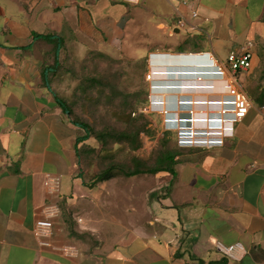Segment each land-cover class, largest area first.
<instances>
[{
	"label": "crops",
	"instance_id": "1",
	"mask_svg": "<svg viewBox=\"0 0 264 264\" xmlns=\"http://www.w3.org/2000/svg\"><path fill=\"white\" fill-rule=\"evenodd\" d=\"M182 17L192 32L179 28ZM151 27L175 42L161 45L165 52L155 49L160 63L175 57L173 52L225 61L253 42L252 68L237 75L251 108L222 147L180 150L174 174L158 173L168 182L164 194L155 196L147 222L137 216L110 222L99 243L84 246L69 208L84 186L78 152L88 140L82 141L85 132L58 104L53 72L48 87L43 70L55 64L58 38L61 66L68 48L110 53L131 30ZM45 36H55L53 43ZM192 84L159 78L155 101H190L189 109L207 110L192 116L203 118L198 126L210 127L218 108L208 103L219 98L209 94L226 91L194 93ZM175 85L180 90L169 88ZM197 101L204 105H193ZM263 105L264 0H140L137 6L124 0H0V264H264ZM46 174L61 179L60 213L50 238L58 250L41 248L34 233L44 206L54 199L45 188ZM219 244H241L247 253L228 259Z\"/></svg>",
	"mask_w": 264,
	"mask_h": 264
},
{
	"label": "rangeland",
	"instance_id": "2",
	"mask_svg": "<svg viewBox=\"0 0 264 264\" xmlns=\"http://www.w3.org/2000/svg\"><path fill=\"white\" fill-rule=\"evenodd\" d=\"M129 33L122 46L110 53H77L68 48L63 64L51 75L55 92L65 99L75 117L88 123L95 134L107 129L113 132H130L137 147L133 150L130 143L115 144L109 141L108 145L103 146L96 139L87 141L88 147L80 157V177L85 186H82L75 204L69 208L75 227L83 235L84 246L99 243L100 235L106 232L105 226L110 222L127 223L135 220V216L138 217V222H147L152 215L151 206L155 202V196L164 194L162 189L168 182L162 178L163 174H158L131 178L117 176L111 181L94 185L96 175L111 165L124 172L133 170L135 162L140 163L144 169L159 167L158 160L161 157L166 154L176 157L180 150L189 149L179 147L177 129L191 128L197 132L217 129L214 124L210 127H196L191 122L167 126L168 116L164 114L167 103L174 104L169 110L174 112L171 114L177 122L185 118L192 121L191 112H194V116H205L207 110L189 109L190 106L181 105L184 101L177 100L164 102L161 106L163 109H156L155 73L169 69L170 74L174 75L161 74L156 79H190L194 84L201 77L198 69L203 65L196 62L195 57L189 58L192 61L183 60L184 55L188 54L175 52L172 53L175 57H171L174 59L171 63H155V49L164 51L160 48L161 45L175 42L163 37L161 33H155L154 27L149 30L137 28ZM186 68L194 70L195 75L183 76V73L181 76L174 72L187 73ZM202 77V83L214 84L209 76ZM192 87L200 88L196 85ZM210 91L212 90L202 89L197 92ZM209 96L221 98L227 95ZM197 118L195 117V124H199Z\"/></svg>",
	"mask_w": 264,
	"mask_h": 264
},
{
	"label": "built area",
	"instance_id": "3",
	"mask_svg": "<svg viewBox=\"0 0 264 264\" xmlns=\"http://www.w3.org/2000/svg\"><path fill=\"white\" fill-rule=\"evenodd\" d=\"M131 5H139L140 0H124ZM193 18L197 17V13L192 14ZM180 29L192 32L193 27L190 26L187 18H180L178 21ZM255 55V44L251 41L247 42L238 53H231L225 61H219L211 54H195L184 55V59L187 56H199L201 65L209 66L214 70L212 78L223 82L222 89L226 91V97L219 98V101L210 102L218 108V114L215 118H209L210 124L217 126V129H207L203 131H195L191 128L177 129V142L181 148L189 149H213L216 147H222L227 138H230L234 134L235 125L242 122L249 113L251 108V102L247 93L240 87L238 83L237 75L240 72L249 71L252 68V59ZM181 56V55H180ZM155 62L157 60L155 59ZM155 74V82L157 81ZM199 81L204 77H199ZM189 80V79H188ZM170 88V87H169ZM163 102L155 101V108L161 109ZM181 105H192L190 101H184ZM163 109V108H162ZM260 112L264 117V105L261 106ZM169 109L165 108L164 114L169 115ZM194 116V112H191ZM188 119L170 120L166 121L167 126H173L177 123H187ZM216 121V122H214ZM174 122V123H173ZM191 122V121H189ZM45 188L50 196L54 199L50 201L43 208V218L38 220L35 224L34 233L37 238L38 244L44 249H54L50 238L53 231V218L57 217L60 213L58 205V197L61 193V179L58 176L52 174H46L45 176ZM219 251L228 259L242 258L247 252L241 244H235L231 246L218 245ZM65 252V251H63ZM77 253V252H76ZM239 254L240 257L237 256Z\"/></svg>",
	"mask_w": 264,
	"mask_h": 264
},
{
	"label": "trees",
	"instance_id": "4",
	"mask_svg": "<svg viewBox=\"0 0 264 264\" xmlns=\"http://www.w3.org/2000/svg\"><path fill=\"white\" fill-rule=\"evenodd\" d=\"M54 37L55 36H45L43 38L46 41L53 43ZM62 46H63V41L61 38H58L57 42L55 44V57H56L55 64H54V66L45 68L43 70L44 83L48 87H50V82L48 79L49 74L51 72H56V70L60 67V63L58 62V53H59V50L61 49ZM56 99H57L58 104L62 108V110L71 118V120L77 126H79L85 132L86 135L82 139V141H87L89 139H96L100 143H102L103 146L108 145L109 141H113L115 144L130 143V145H132V147H133V150L137 149L136 144L133 143L135 141V138L132 137V134L130 132H113L111 129H107V130L101 131L98 134H95L93 129L91 128V126L88 123H86V122L78 119L77 117H75L73 110L71 109L69 104L65 101V99L59 98V97H57ZM87 147L79 150V152H78L79 159L81 157L82 152L86 151ZM174 159H175L174 156L166 154L165 156L161 157L158 160L159 167L152 168V169H144V167H142V165L140 163L135 162L134 163L135 168L133 170L128 171V172L127 171L126 172L121 171V169L115 168V166L111 165L108 168L104 169L101 173H99L98 175L95 176L93 184L97 185L100 183H105V182L113 180L117 176H124L127 178H131V177H135V176H139V175H142V176H144V175H156V174L161 173V172H167V173H170L173 175L174 174L173 168H172L173 165L171 166L170 164H174ZM83 184L85 186V182ZM93 187L94 186H92V188ZM70 232L74 236H78V233H76L74 231L72 226H70ZM80 237H83V235H80Z\"/></svg>",
	"mask_w": 264,
	"mask_h": 264
},
{
	"label": "bare ground",
	"instance_id": "5",
	"mask_svg": "<svg viewBox=\"0 0 264 264\" xmlns=\"http://www.w3.org/2000/svg\"><path fill=\"white\" fill-rule=\"evenodd\" d=\"M200 57L199 56H197L196 58H194L195 59V61L196 62H200V59H199ZM174 59L173 58H171V57H169V58H166L165 60H163V62L164 63H171L172 61H173ZM185 60H188V61H192V59H185ZM162 63V62H161ZM199 71H201V77L202 76H209L210 78H211V81L212 82H214V84H209V85H206V84H204V83H202V82H204L203 81V79L201 80V81H199V79L200 78H198L197 79V81H195L196 82V84H192L190 87H188V88H190V89H192V90H195L196 92L198 91V90H206V89H208V90H223L222 89V86H223V82H221V81H218V80H215L214 78H212V75H213V72H214V70L212 69V68H210L209 66H203L202 68H200V69H198ZM186 71H188L187 73L186 72H179V71H174V72H178V73H176L177 75H181L182 76V74L183 73H185V74H183V76H193V75H195L194 73H196L194 70H192V69H187L186 68ZM156 75H161L162 74V76H172V75H174V74H170V71H169V69H168V71H165V70H162V72L161 73H159V72H156L155 73ZM198 76V75H197ZM192 80H190V82H191ZM220 83V84H219ZM187 85V84H186ZM189 85V84H188ZM198 86V87H200V88H193L192 86ZM180 86H174V87H170V88H172L173 90H176V89H179L180 90V88H179ZM205 87H208V88H205ZM187 88V87H186ZM182 89V88H181ZM195 93V92H194ZM198 94V93H197ZM199 96V95H198ZM154 97V96H153ZM156 98V97H155ZM212 102H214V101H218V100H211ZM197 102H199V103H193V105H199V106H203L204 105V103H203V101H197ZM207 104V103H206ZM205 104V105H206ZM208 104H210V102L208 103ZM207 104V105H208ZM213 104H216V103H213ZM212 104V105H213ZM215 106V105H214ZM178 107H179V103H178ZM216 107V106H215ZM173 114V113H172ZM169 116V115H168ZM207 116V115H206ZM198 119V123H203L202 121H200V120H203V119H199V117L197 118ZM194 125H195V118H193L192 119V121H191ZM210 122V121H209ZM214 122H216V121H214ZM198 125V124H197Z\"/></svg>",
	"mask_w": 264,
	"mask_h": 264
}]
</instances>
